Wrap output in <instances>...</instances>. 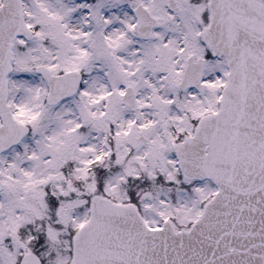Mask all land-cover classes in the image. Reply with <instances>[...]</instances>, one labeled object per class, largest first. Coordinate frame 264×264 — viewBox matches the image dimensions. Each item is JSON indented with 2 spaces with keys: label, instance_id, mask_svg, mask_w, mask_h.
<instances>
[{
  "label": "snow or ice",
  "instance_id": "snow-or-ice-1",
  "mask_svg": "<svg viewBox=\"0 0 264 264\" xmlns=\"http://www.w3.org/2000/svg\"><path fill=\"white\" fill-rule=\"evenodd\" d=\"M0 264H264V0H0Z\"/></svg>",
  "mask_w": 264,
  "mask_h": 264
}]
</instances>
